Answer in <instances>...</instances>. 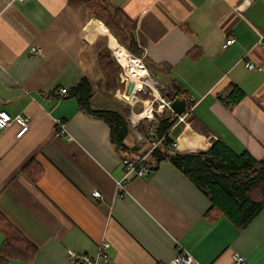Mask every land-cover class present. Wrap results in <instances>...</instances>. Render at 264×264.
Listing matches in <instances>:
<instances>
[{
  "label": "crops",
  "instance_id": "0c3cea01",
  "mask_svg": "<svg viewBox=\"0 0 264 264\" xmlns=\"http://www.w3.org/2000/svg\"><path fill=\"white\" fill-rule=\"evenodd\" d=\"M108 1L135 22L146 65L185 91L188 126L180 124L176 138L173 130L175 151H206L221 140L264 159V0ZM112 36L84 3L0 0V111L30 118L21 136L16 121L0 128V212L37 247L32 261L7 264H76L71 251L94 255L102 241L107 264H172L180 251L193 255L191 264H235L234 253L264 264V210L245 228L224 215L212 220L210 198L170 161L144 176L126 174L109 125L62 95L86 79L92 108L142 118L131 106L119 109L120 81L116 93L106 88L98 58L111 51ZM233 85L245 94L227 106L220 97ZM57 119L66 134H56ZM144 122L130 123L125 139L135 158L149 149ZM3 242L0 230V249Z\"/></svg>",
  "mask_w": 264,
  "mask_h": 264
},
{
  "label": "trees",
  "instance_id": "16d2710c",
  "mask_svg": "<svg viewBox=\"0 0 264 264\" xmlns=\"http://www.w3.org/2000/svg\"><path fill=\"white\" fill-rule=\"evenodd\" d=\"M78 6L86 4L94 16L103 21L117 41L137 58L142 57L135 36V22L127 17L119 8L108 0H70ZM101 70L105 76L106 88L116 93L120 87L119 77L122 66L107 48L98 58ZM166 98L172 102L176 99H186L185 91L176 81L168 85ZM146 98V90L142 91ZM244 91L233 85L226 97H220L227 106H232L242 100ZM66 95L76 96L82 109L89 115L104 120L110 127V137L113 145L123 158H135L136 149L129 147L125 139L130 132L128 110L120 112L115 109H94L90 106V88L86 79L73 86ZM151 96V95H150ZM138 112H142L139 110ZM176 113L166 109L164 116L151 123L158 136H163L176 123ZM166 139L161 145L147 154L146 165L149 171L156 169L163 161L172 162L186 174L211 200V207L206 213L212 220L226 216L240 228L248 226L264 210V159H256L249 152L237 153L225 142L215 140L206 151H170ZM31 164L24 167V172L36 179ZM0 230L4 233V242L0 249V264H7L11 259L32 261L37 253V247L24 237L0 212Z\"/></svg>",
  "mask_w": 264,
  "mask_h": 264
},
{
  "label": "built area",
  "instance_id": "2783aa9c",
  "mask_svg": "<svg viewBox=\"0 0 264 264\" xmlns=\"http://www.w3.org/2000/svg\"><path fill=\"white\" fill-rule=\"evenodd\" d=\"M2 1L6 5H9L14 1L24 2L26 0H2ZM233 42H234V38L232 36L228 37L225 44H224V47L231 45ZM30 53L32 55L40 54L41 49L39 47H32L30 49ZM246 66L249 67L250 69H254V64L250 61L246 62ZM67 91H68L67 88H62L61 89L62 95H65L67 93ZM139 91H141V90H139ZM159 96L156 97V95H155V97L157 98L155 100H158V98H159V100H161L162 103L160 104V108H161V106H163L164 110L169 109L172 112L176 113L172 108L173 102L166 97L161 98V96L160 97ZM154 103L155 102H153V104ZM153 104L151 105L152 113L154 111H156V109L153 108ZM188 111H185L184 113H182L180 115L176 113L178 116V119L166 135H163L161 137L158 136L156 133V130L151 126L150 132H149L150 135L148 136L149 137V139H148V144H149L148 153L151 152L156 147H158L159 145H161L166 139L168 140L166 142L167 143L166 145L170 151H175V150H178L180 148L179 141L174 140L172 138L171 134H172L173 130L176 127H178L180 124L185 125V127L188 126V122H187ZM29 119H30L29 117H24L21 115H17L15 117H13L8 112L1 110L0 111V128H6L13 121H16L17 123H19L21 125V130L18 133V136H21L29 128V124H28ZM141 120H144V119H138L137 121L133 120V122H134V124H137ZM135 122H137V123H135ZM55 124H56V134L57 135H64L67 133L66 123L62 119H57L55 121ZM147 154H143L142 156H139L137 158H129V157L124 158L123 159V165H124V169L126 171V174L136 173L137 175H140V176L146 175L149 172L148 167L145 164L146 159H147ZM125 178L126 177H124L122 180L118 181V183H117L118 191H122L125 189V182H124ZM93 195L95 198H102V194L100 191H94ZM108 246H109L108 242L102 241L97 253L94 255H91L89 253H81L80 254V253L71 251L70 256L72 257V259L75 260L76 264H107L110 261V256L106 252V248ZM193 262H194L193 255L189 252H183V251L178 252L177 255L174 257V259L172 260V264H191ZM234 263L235 264H248L246 258L243 257L239 253H234Z\"/></svg>",
  "mask_w": 264,
  "mask_h": 264
},
{
  "label": "rangeland",
  "instance_id": "374dc122",
  "mask_svg": "<svg viewBox=\"0 0 264 264\" xmlns=\"http://www.w3.org/2000/svg\"><path fill=\"white\" fill-rule=\"evenodd\" d=\"M109 45H110V43H109ZM144 65L147 68L146 70L148 72V77H147L148 80H147V83L143 86V88L137 89V92H135V93H133L134 92L133 89L131 92H129V82L132 81V79H131V77L128 76V74L126 72V68H124L122 66V72H121V75L119 77L120 82L123 84L122 91H121V94L117 98H116V96H114L113 98H116L114 100H116L118 102L119 109L125 110L126 107L131 106V108L134 109L136 112H138L139 110L143 111L146 106L151 107L153 102H155L153 104V108L156 109V111L153 112V115H152V107H151V116H144L146 118L142 117L145 121L144 125H142V128L145 129L147 135L149 136L151 123L156 121L157 118H161L162 116H164V112H165V110L163 109V106H161V108H160V104L162 103L161 100H159V98H158V100H155V99H157L156 97L159 95L161 96V98L166 97V95L168 93V88H167L168 86L164 85L163 82L160 81V79L154 73L155 70H153V69L151 70L150 67H148L146 64H144ZM154 87H155V89H154ZM139 90H142V91L146 90L148 96L145 98L144 95L142 94V92ZM156 90H158L159 94L156 92ZM155 95H156V97H155ZM148 117H151V118H148ZM128 120L131 123V125L134 124V122L132 121L131 115H128ZM182 128L183 127L180 126L174 131V133H173L174 138H176V136L180 133Z\"/></svg>",
  "mask_w": 264,
  "mask_h": 264
},
{
  "label": "bare ground",
  "instance_id": "6f19581e",
  "mask_svg": "<svg viewBox=\"0 0 264 264\" xmlns=\"http://www.w3.org/2000/svg\"><path fill=\"white\" fill-rule=\"evenodd\" d=\"M115 39L116 38L112 36L110 40V48L111 52H113L112 55L114 54L113 57H115L117 61L119 60L118 62H120L121 66L126 68L128 76L131 77L132 81L135 83L133 89V93H135L137 92V89L143 88V86L147 83L148 72L146 70V66L140 58L133 56L125 47L119 44ZM156 92L158 93L157 90ZM144 116H151L150 106H146V108L142 112L137 114V117L146 118Z\"/></svg>",
  "mask_w": 264,
  "mask_h": 264
},
{
  "label": "water",
  "instance_id": "95a60500",
  "mask_svg": "<svg viewBox=\"0 0 264 264\" xmlns=\"http://www.w3.org/2000/svg\"><path fill=\"white\" fill-rule=\"evenodd\" d=\"M135 83L133 81L129 82V92L134 89ZM186 106V100L185 99H176L172 103V108L177 114H182L185 110Z\"/></svg>",
  "mask_w": 264,
  "mask_h": 264
}]
</instances>
